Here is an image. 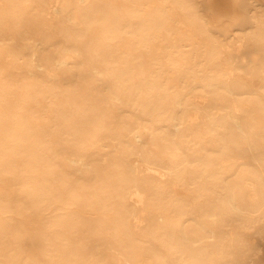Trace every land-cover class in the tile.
Wrapping results in <instances>:
<instances>
[{"label":"bare ground","instance_id":"6f19581e","mask_svg":"<svg viewBox=\"0 0 264 264\" xmlns=\"http://www.w3.org/2000/svg\"><path fill=\"white\" fill-rule=\"evenodd\" d=\"M1 46L0 264H264V0H0Z\"/></svg>","mask_w":264,"mask_h":264},{"label":"rangeland","instance_id":"374dc122","mask_svg":"<svg viewBox=\"0 0 264 264\" xmlns=\"http://www.w3.org/2000/svg\"><path fill=\"white\" fill-rule=\"evenodd\" d=\"M51 15L52 13L50 12L48 15L46 14L47 17H51ZM0 48H2V50L0 49V65L2 66L4 71L10 75L13 73L11 75L13 77H17L18 75L23 73L21 70L12 66V60L6 55V46H1ZM2 187H4L3 189H5L6 184L4 183Z\"/></svg>","mask_w":264,"mask_h":264}]
</instances>
